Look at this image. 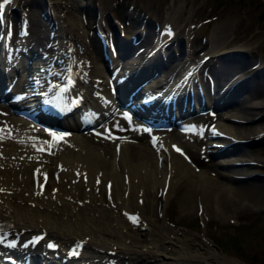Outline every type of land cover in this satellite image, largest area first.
Here are the masks:
<instances>
[{"label":"bare ground","instance_id":"bare-ground-1","mask_svg":"<svg viewBox=\"0 0 264 264\" xmlns=\"http://www.w3.org/2000/svg\"><path fill=\"white\" fill-rule=\"evenodd\" d=\"M32 1L41 10L46 8L47 15L20 7L24 30L0 50L1 89L10 85L12 94L24 89L29 98L35 99L32 82L17 74L19 66L26 67L24 63L33 50L34 59L29 61L33 64L27 76H36L39 65L53 63L51 79L58 82L66 72H74L76 80L71 88L82 92L84 99L72 116L64 117V123L53 129L15 110H6L0 102V264L218 262H211L210 257H222L227 264H245L216 253L210 256L201 247L192 246L185 234L165 225L161 214L153 216L146 213V208L164 211L163 202L167 204L176 181L186 176L190 177L178 200L181 211L194 210L199 203L202 213L216 208L221 216L228 217L239 202L253 200L264 206L260 185L249 181L239 186L230 181L251 180L255 174L251 162L258 161L247 149L253 145V136L264 134V123H257L264 113V59L259 52L245 39L231 47L224 46L228 39L215 34L210 47L192 60L184 27L187 21L166 20L161 25L159 20L154 32L144 25L150 21L144 20L136 27L142 34L137 46L123 47L121 40L119 48L126 56L121 58L120 50H109L106 60L93 28L98 27L107 38L113 35L105 10L99 9L92 27L81 12L83 0H77L76 5L58 0ZM14 4L15 0H10L3 13L14 11ZM3 27L0 25V29ZM175 45H181V50L173 55L171 47ZM204 55L208 58L197 68ZM168 57L173 59L171 66L166 67ZM204 63V69H200ZM252 65L257 66L252 72L253 83L244 78L246 66ZM196 78L199 86L193 87L196 95L190 97ZM237 79L236 98L227 87ZM110 81L117 85L115 93L110 90ZM224 86L227 87L220 89ZM2 94L5 103L13 104L5 89ZM116 95L123 99V107L115 102ZM151 95L154 97L145 103L144 99ZM173 97L186 105L189 98L195 100V105L199 101L211 105L222 99L224 105L234 104L236 109H227L228 113L220 117H215L214 112L206 113L212 120L204 135L202 122L177 113L173 121L179 122L178 128L171 131L162 127L155 133L154 142L150 139L154 131L149 138L142 137L139 126L146 122L135 116L125 118L131 104L149 117L160 112L167 102L171 104ZM115 106L119 109L115 110ZM89 114L96 126L93 131H84L81 128L86 126ZM247 121L257 124L241 129ZM184 124H190L191 129L180 130ZM214 127L219 133H213ZM203 136L206 144L198 148L203 149L201 152L227 145L225 152L218 151L215 156L223 170L221 179L212 177L206 168L193 170L196 166L186 150L195 155ZM104 192L108 193L107 199ZM140 196L142 204L138 201ZM226 199L232 200L230 205ZM137 211L139 218L134 223L127 213ZM38 231H43L44 236L34 243L31 238ZM48 241L53 247L47 246ZM79 242L81 248L68 255ZM7 254L13 255V263L3 260Z\"/></svg>","mask_w":264,"mask_h":264},{"label":"rangeland","instance_id":"rangeland-1","mask_svg":"<svg viewBox=\"0 0 264 264\" xmlns=\"http://www.w3.org/2000/svg\"><path fill=\"white\" fill-rule=\"evenodd\" d=\"M50 1L52 3L56 0ZM58 1L70 2L73 5L78 4L77 0ZM23 2L28 3L25 0H17L18 6L21 7ZM83 2H85V5L81 12H84L85 21L92 27L95 12L99 11V9L113 11L126 33H131L134 26L139 25L141 19L150 21L147 25L148 28L152 27L154 21L159 22V20H161V25L166 20H175V23L187 21L184 27L188 32V43H190L187 49L192 52L189 54L190 59L197 58L199 52L203 54L210 47V39L215 34L228 39L224 43V46L228 47H231L239 39H245L264 59V0H83ZM36 8L40 10L36 5L28 6L29 10ZM127 12L130 15L128 20L125 19ZM16 31L17 23H14V34ZM97 42L99 43L98 39ZM220 42L223 43V41ZM176 47L175 52L177 53L179 47L177 45ZM171 63L172 60L168 62V65L171 66ZM206 63L200 69H204ZM249 70L251 69H246L245 72H249ZM261 78L264 79V75ZM0 102L3 103V100H0ZM234 106V104L227 105L215 111L214 116L220 117L223 113H228L226 112L227 109L234 111L236 109ZM6 110L10 109L7 107ZM206 113V110H203V112L200 111L191 116L195 122L204 124L203 135L208 132L212 120ZM209 114L211 115V113ZM243 123L240 126L241 129L253 128L257 123H264V113L257 123L252 121ZM235 128L239 129L237 125ZM82 129L84 131H93L89 127ZM170 129L171 131L176 130V127L168 128V130ZM238 129L237 131L241 133ZM255 136V140L259 141V143L253 144L247 149L258 160L252 164L253 173H255L254 177L251 180L233 179L230 181L239 186L248 184L247 182L250 181L260 185L261 188L258 191L264 192V187H262L264 186V174L261 176L256 174L264 173V134ZM142 137L147 139L148 134L143 133ZM204 139L203 136V141L199 142L195 155L188 149L186 150L190 154L193 165L196 166L193 167V170L197 171L198 169L206 168L212 177L221 179L223 170L220 164H217L216 160L207 151L201 152L203 149L201 151L198 149L206 144ZM189 177L186 176L184 179L176 181L167 204L165 205L163 202L164 211H156L151 207H147L149 210L146 208V213H150L153 216L156 213L159 216L161 214L162 220L167 227L176 230L180 234H185L183 236H186L185 238L189 244L201 247V250L210 256L213 255L211 253H216L220 256L224 255L237 259L245 264H264V206L252 202L253 200L243 203L239 202L236 207L231 208L232 212L228 213V217L221 216L216 208L202 213L199 203L194 210L181 211L178 200L185 189V183L188 182ZM47 186L51 187V184L48 183ZM254 193L256 194L255 191ZM107 196L108 193L104 192L105 199H107ZM138 201L143 203L141 196L138 197ZM226 202L229 204L232 200L228 201L226 199ZM221 203L219 202V207ZM222 259V257H210L211 262L216 260L218 261L216 264H227ZM188 264L198 263L189 262Z\"/></svg>","mask_w":264,"mask_h":264},{"label":"snow or ice","instance_id":"snow-or-ice-1","mask_svg":"<svg viewBox=\"0 0 264 264\" xmlns=\"http://www.w3.org/2000/svg\"><path fill=\"white\" fill-rule=\"evenodd\" d=\"M8 2H9V0H4V3H8ZM2 7H3V5L0 4V8H2ZM53 135H55V134H53ZM177 151H180V150L177 149ZM129 218L132 219L134 223L137 222V218H135V217H129ZM49 247H53V245H49Z\"/></svg>","mask_w":264,"mask_h":264},{"label":"water","instance_id":"water-1","mask_svg":"<svg viewBox=\"0 0 264 264\" xmlns=\"http://www.w3.org/2000/svg\"><path fill=\"white\" fill-rule=\"evenodd\" d=\"M229 52L232 53V52H234V51H233V50H230ZM239 52H240V51H239ZM226 54H228V52H226Z\"/></svg>","mask_w":264,"mask_h":264}]
</instances>
